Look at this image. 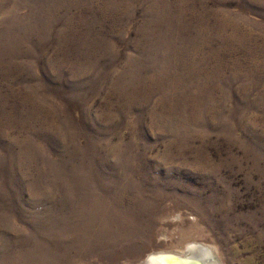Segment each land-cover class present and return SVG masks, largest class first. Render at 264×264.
I'll return each mask as SVG.
<instances>
[{"label": "rangeland", "instance_id": "1", "mask_svg": "<svg viewBox=\"0 0 264 264\" xmlns=\"http://www.w3.org/2000/svg\"><path fill=\"white\" fill-rule=\"evenodd\" d=\"M191 244L264 264V0H0V264Z\"/></svg>", "mask_w": 264, "mask_h": 264}, {"label": "bare ground", "instance_id": "2", "mask_svg": "<svg viewBox=\"0 0 264 264\" xmlns=\"http://www.w3.org/2000/svg\"><path fill=\"white\" fill-rule=\"evenodd\" d=\"M182 254V252L155 253L145 264H216L211 257V254L215 255L214 251L205 245L191 244Z\"/></svg>", "mask_w": 264, "mask_h": 264}, {"label": "water", "instance_id": "3", "mask_svg": "<svg viewBox=\"0 0 264 264\" xmlns=\"http://www.w3.org/2000/svg\"><path fill=\"white\" fill-rule=\"evenodd\" d=\"M198 249H200V248H198ZM200 250L203 251V249H200ZM211 257H212V260H214L216 264H219L218 259L216 258V256L214 254H211Z\"/></svg>", "mask_w": 264, "mask_h": 264}]
</instances>
